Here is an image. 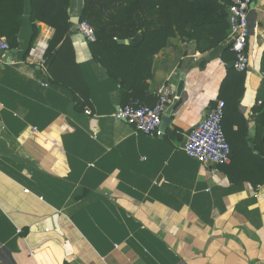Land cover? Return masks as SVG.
Wrapping results in <instances>:
<instances>
[{
  "label": "crops",
  "instance_id": "obj_1",
  "mask_svg": "<svg viewBox=\"0 0 264 264\" xmlns=\"http://www.w3.org/2000/svg\"><path fill=\"white\" fill-rule=\"evenodd\" d=\"M82 5L70 0V21ZM36 24L33 54L22 58L27 27L18 48L0 51V264L264 263V183H232L180 145L218 100L233 61L223 59L228 28L214 49L176 34L153 56L149 100L167 84L176 105L162 135L150 136L112 117L119 80L94 61L74 22L69 35L89 89V105L76 109L39 64L53 30ZM247 24L238 110L252 131V107L264 105V0H251Z\"/></svg>",
  "mask_w": 264,
  "mask_h": 264
},
{
  "label": "trees",
  "instance_id": "obj_2",
  "mask_svg": "<svg viewBox=\"0 0 264 264\" xmlns=\"http://www.w3.org/2000/svg\"><path fill=\"white\" fill-rule=\"evenodd\" d=\"M229 4V0H83L78 17L94 30L95 41L88 43L92 58L119 80L121 105L135 101L153 105L147 95L153 56L176 34L192 40L199 51L216 48L227 37ZM69 6L70 0H0V37L10 48H18L27 27L25 58L38 34L36 23L52 28L43 55L49 81L65 88L75 108L83 110L89 105V89L69 35ZM124 40L128 43L120 42ZM223 59H234L230 45L223 49ZM245 79V71L231 67L220 83L217 99L224 102L222 126L231 152L229 164L216 166L230 182L249 181L255 187L264 183V105L252 107L256 115L250 131L238 110Z\"/></svg>",
  "mask_w": 264,
  "mask_h": 264
},
{
  "label": "built area",
  "instance_id": "obj_3",
  "mask_svg": "<svg viewBox=\"0 0 264 264\" xmlns=\"http://www.w3.org/2000/svg\"><path fill=\"white\" fill-rule=\"evenodd\" d=\"M229 2L228 36L235 35L230 44V50L234 54L233 67L237 71H246L249 67V57L246 52L247 16L251 0H229ZM76 28L86 42L95 41L94 30L88 22L79 21ZM7 50H9L8 43L0 37V51ZM33 53L34 49H30V54ZM43 55L39 56V64L46 70ZM155 95L156 99L153 105L138 101L127 103L119 106L112 117L116 121L130 124L137 132L145 135H162L161 118L173 97V90L169 85L163 84L157 88ZM223 108V100H216L203 119L186 137L183 147L186 155L203 165H221L230 162L231 148L222 126Z\"/></svg>",
  "mask_w": 264,
  "mask_h": 264
},
{
  "label": "water",
  "instance_id": "obj_4",
  "mask_svg": "<svg viewBox=\"0 0 264 264\" xmlns=\"http://www.w3.org/2000/svg\"><path fill=\"white\" fill-rule=\"evenodd\" d=\"M74 22H77V23H78V22H79V17H75V18H73V19L70 21V27H73V26H74ZM72 33H73V32L70 30V31H69V34H72ZM234 36H235L234 34H233L232 36H228V38H227V40H226L227 43H228V45L231 44V42H232V38H233ZM120 42L124 43V41H120ZM10 52L15 53V49H11ZM228 65H229V67H233V61H231ZM181 78H182V75H181ZM181 90H182V81L179 82V84H178V86H177V88H176V92H175V93H176V96H177V97H179ZM174 105H176V100H175V99L173 100L172 104L169 105V106L166 108V110H165V112H164V114H163V116H162V118H161L160 128H161L162 132H164V130L167 128V126H168L169 123H170V118H169L168 116H169V114H170L172 108L174 107ZM192 129H193V128H192ZM192 129H191V130H192ZM191 130H189V131H187V132L184 133L183 138H182V141H181V143H180V145H181L182 147H184V144H185V141H186V137L189 135V133L191 132Z\"/></svg>",
  "mask_w": 264,
  "mask_h": 264
}]
</instances>
